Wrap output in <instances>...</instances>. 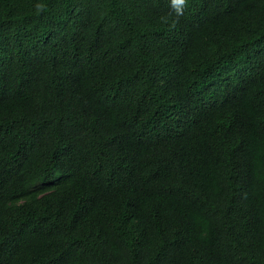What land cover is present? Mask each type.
I'll use <instances>...</instances> for the list:
<instances>
[{
    "label": "trees",
    "instance_id": "16d2710c",
    "mask_svg": "<svg viewBox=\"0 0 264 264\" xmlns=\"http://www.w3.org/2000/svg\"><path fill=\"white\" fill-rule=\"evenodd\" d=\"M0 264H264V0H0Z\"/></svg>",
    "mask_w": 264,
    "mask_h": 264
},
{
    "label": "clouds",
    "instance_id": "9594fccd",
    "mask_svg": "<svg viewBox=\"0 0 264 264\" xmlns=\"http://www.w3.org/2000/svg\"><path fill=\"white\" fill-rule=\"evenodd\" d=\"M186 0H173V6L176 7L177 13L182 14L183 5L185 4ZM38 9L42 8L43 5H38Z\"/></svg>",
    "mask_w": 264,
    "mask_h": 264
}]
</instances>
